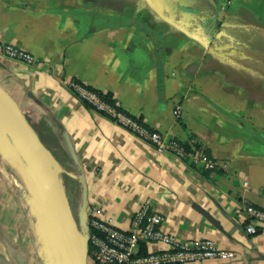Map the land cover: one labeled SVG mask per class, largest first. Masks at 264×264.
Here are the masks:
<instances>
[{"label": "crops", "instance_id": "crops-1", "mask_svg": "<svg viewBox=\"0 0 264 264\" xmlns=\"http://www.w3.org/2000/svg\"><path fill=\"white\" fill-rule=\"evenodd\" d=\"M0 43L37 58L28 66L0 57V87L35 132L62 147L61 134L70 138L88 216L99 210L127 231L147 206L178 243L210 240L236 254L193 264H264V227L247 234L245 211H264V0H0ZM72 83L111 95L168 140L203 148L220 170L158 153L88 108ZM6 194L0 188L5 235ZM1 253L0 242V264H15Z\"/></svg>", "mask_w": 264, "mask_h": 264}, {"label": "built area", "instance_id": "built-area-1", "mask_svg": "<svg viewBox=\"0 0 264 264\" xmlns=\"http://www.w3.org/2000/svg\"><path fill=\"white\" fill-rule=\"evenodd\" d=\"M0 57L28 66L38 65L37 58L8 44L0 43ZM69 88L83 103H87L94 111L105 115L138 139L152 144L158 153L174 154L202 172L214 173L220 170V164L203 148L188 147L177 140L166 139L138 118L122 111L117 103L105 102L97 93L81 84L72 83L69 84ZM173 115L176 119H180L182 113L179 108H175ZM245 211L249 220L246 227L247 234L258 235L264 227V211L250 204L245 207ZM100 213L99 210H94L88 216L87 224L88 242L92 246L89 260L95 264H193L207 260L231 261L236 258L234 252L218 249L210 240L178 243L161 232L162 217L149 213L147 206L133 216L127 231L117 229L112 219H102ZM253 223H257L258 227ZM151 243H161L166 249L141 254V248Z\"/></svg>", "mask_w": 264, "mask_h": 264}, {"label": "water", "instance_id": "water-1", "mask_svg": "<svg viewBox=\"0 0 264 264\" xmlns=\"http://www.w3.org/2000/svg\"><path fill=\"white\" fill-rule=\"evenodd\" d=\"M0 115L5 122L7 138L25 170L32 174L49 212L51 226L56 230V254L53 252L56 261H52V264H87L89 242L86 192L83 191L76 218L59 177V172L62 171L54 155L44 146L18 104L1 87ZM62 136L70 156L77 163V155L70 138L65 133ZM70 176L75 177L72 174Z\"/></svg>", "mask_w": 264, "mask_h": 264}, {"label": "rangeland", "instance_id": "rangeland-1", "mask_svg": "<svg viewBox=\"0 0 264 264\" xmlns=\"http://www.w3.org/2000/svg\"><path fill=\"white\" fill-rule=\"evenodd\" d=\"M38 133L41 134V137L40 134L38 136L42 143L52 154L60 153L62 144L57 138L53 136L47 138L44 132ZM5 134L8 135L7 132ZM12 177V166L0 152L1 193L6 196V193H9L14 197L12 201L8 197L6 200L4 199L2 208L6 210L9 207L11 213L15 215L14 220L13 215L11 220L8 219L11 224L9 234H6L7 236L3 232L0 234L1 256L13 260L15 264H27V259L29 264H35L34 259L38 260L36 264H51L50 254L53 252L56 254L57 236L56 230L51 226L50 215L44 200L40 205L33 202L24 191L14 184ZM59 177L63 185L66 186L65 190L70 205L76 215L81 205V194L74 183H65L61 172H59Z\"/></svg>", "mask_w": 264, "mask_h": 264}, {"label": "bare ground", "instance_id": "bare-ground-1", "mask_svg": "<svg viewBox=\"0 0 264 264\" xmlns=\"http://www.w3.org/2000/svg\"><path fill=\"white\" fill-rule=\"evenodd\" d=\"M0 152L4 156L6 161L9 162L10 165L12 166V174H13L12 180L14 184L19 189L24 191L31 198L33 202L39 203L40 205V203L42 202L41 193L38 190L37 185L35 184L32 174L29 173L27 170H25L15 149L8 140L5 134V122L1 115H0ZM50 255H51V264H52V261L55 262L56 259L54 253Z\"/></svg>", "mask_w": 264, "mask_h": 264}, {"label": "trees", "instance_id": "trees-1", "mask_svg": "<svg viewBox=\"0 0 264 264\" xmlns=\"http://www.w3.org/2000/svg\"><path fill=\"white\" fill-rule=\"evenodd\" d=\"M89 90L97 93L105 102H108L109 104H114L115 102L113 101V98L111 95L109 94H103L101 92H98L96 90L90 89ZM84 104L90 108L93 109L90 105H88L87 103L84 102ZM94 110V109H93ZM100 114V113H99ZM103 115V114H101ZM105 116V115H103ZM106 117V116H105ZM107 118V117H106ZM60 140L61 142L64 144L63 147L61 148V151L59 154L53 153L54 158L59 166V169H61L62 171V176H63V180L65 181V183H74L73 178L70 176V174L72 175H77V168H78V162L75 163L72 159V157L70 156L68 149L66 147V144L64 142L63 136L61 134L60 136ZM65 173V174H64ZM66 188V186H64ZM76 217L78 216V214L75 215ZM87 251H88V256L89 259L91 257L92 254V246L90 243L87 244ZM141 254H144V249L142 248L140 251Z\"/></svg>", "mask_w": 264, "mask_h": 264}]
</instances>
